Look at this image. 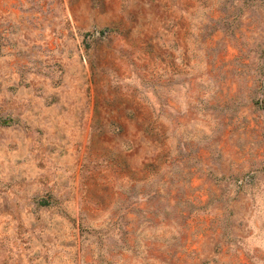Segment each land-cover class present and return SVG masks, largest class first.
Masks as SVG:
<instances>
[{
  "label": "rangeland",
  "instance_id": "rangeland-1",
  "mask_svg": "<svg viewBox=\"0 0 264 264\" xmlns=\"http://www.w3.org/2000/svg\"><path fill=\"white\" fill-rule=\"evenodd\" d=\"M0 264H264V0H0Z\"/></svg>",
  "mask_w": 264,
  "mask_h": 264
}]
</instances>
